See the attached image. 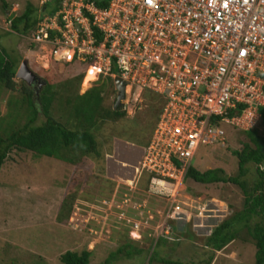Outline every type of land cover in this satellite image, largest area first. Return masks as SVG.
<instances>
[{
	"label": "rangeland",
	"instance_id": "374dc122",
	"mask_svg": "<svg viewBox=\"0 0 264 264\" xmlns=\"http://www.w3.org/2000/svg\"><path fill=\"white\" fill-rule=\"evenodd\" d=\"M4 1L8 9L3 10L0 0V44L18 58V68L26 62L39 84L35 89V83L29 85L15 76V91L0 88V135L28 121L30 112L22 103L23 83L36 91V103L44 86L53 85L55 100L50 112L63 123L75 94L102 83L103 106L113 108L117 97L113 83L101 79L91 86L90 76L84 74L80 83L75 81L81 71L53 61L48 49L32 41L33 30L24 35L11 31L6 17L20 16L27 4L34 7L37 17L43 0ZM128 92L126 88L121 107L124 116L100 124L96 134L100 159L86 157L72 166L29 151L9 153L0 172V264H62L60 257L67 251H89V264H148L152 250L159 251L161 258L183 264L206 258L207 251H211L204 246L206 238L217 225L242 209L244 196L231 184L201 185L186 179L178 187L174 205L179 210L175 219L168 220L172 224L173 219L174 226H169L170 236L165 238L169 227L163 228V220L171 200L146 193L139 185L142 174L135 171L151 137L157 110L143 93L135 100L136 96ZM43 120L40 114L37 124ZM255 129L264 136V126L259 124ZM222 130V144L217 141L197 152L192 161L196 170L222 169L226 176L237 174L232 151L240 150L246 137L230 124H223ZM249 169L248 180L253 183L255 168L250 165ZM127 208L125 215L130 213L132 219L139 217L142 222L138 230H132L120 215ZM140 210L147 211L142 218ZM120 247L141 252L130 259L120 255L107 262ZM255 251L253 240L243 231L215 253L212 264H255Z\"/></svg>",
	"mask_w": 264,
	"mask_h": 264
},
{
	"label": "built area",
	"instance_id": "2783aa9c",
	"mask_svg": "<svg viewBox=\"0 0 264 264\" xmlns=\"http://www.w3.org/2000/svg\"><path fill=\"white\" fill-rule=\"evenodd\" d=\"M32 41L58 63L86 62L91 86L119 78L135 100L144 91L163 98L135 169L150 176L146 193L171 200L163 228L177 216V190L199 149L223 141V124L249 131L260 123L264 0H109L105 8L62 0L38 18ZM123 212L138 230L139 217Z\"/></svg>",
	"mask_w": 264,
	"mask_h": 264
},
{
	"label": "trees",
	"instance_id": "16d2710c",
	"mask_svg": "<svg viewBox=\"0 0 264 264\" xmlns=\"http://www.w3.org/2000/svg\"><path fill=\"white\" fill-rule=\"evenodd\" d=\"M1 1L3 10L7 11V3L4 0ZM91 1L100 8H105L109 2V0ZM61 2L62 0H51L44 3L37 17L36 10L31 4H27L25 11L20 16L6 17L5 13L4 15L10 24L11 31L24 35L34 29L38 18L53 15L58 11ZM63 65H69L81 71L82 75L75 77V81L80 83L83 74H85L87 63L74 60L72 63ZM17 69L18 58L0 44V88L10 92L16 90L14 79ZM106 80L111 82L112 85L113 82L109 78ZM104 88L105 83H102L81 95L76 93L66 122L63 123L52 117L50 112L55 100L54 86L46 84L36 97V103L35 92L23 83L21 92L24 97L22 103L27 106L26 109L30 112L28 114L30 116L21 128L11 126L12 128L10 127L8 132L5 131L4 135H0V172L12 150L29 151L36 156L53 158L64 165L72 166H75L86 157L100 159L102 152L96 138L100 124L106 121L105 119L109 118L114 121L124 116L121 107L114 108L113 106V108L106 109L103 106ZM143 94L154 102L152 108L155 111L157 110L156 124L165 102L162 97L149 91H144ZM259 113L261 115L259 124L264 126V107L259 108ZM40 114L45 120L37 124ZM243 134L246 141L242 143V148L232 151V155L237 160L236 175L226 176L222 169L200 172L194 167H190L186 173L184 181L187 179L201 185L231 184L238 187L244 196L242 209L217 225L206 238L204 246L208 250L211 249V251H207L206 258L198 261L193 260L186 264H212L215 253L222 251L235 241L243 231L253 240L256 249L255 264H264V168H262L264 166V136L259 135L257 129L243 131ZM148 143L149 141L145 146ZM250 165L255 168L256 178L253 183L248 180ZM149 179L150 176L144 172L139 180V185L143 186L145 191ZM117 200H120V196H117ZM63 208L64 204L61 210ZM58 219L63 220L64 217ZM171 223L169 222L170 225L174 226L173 220ZM160 239V242L164 241L162 238L158 240ZM140 252L138 250L126 251V247H120L109 256L107 262L115 260L120 255L130 259L134 254ZM89 258V251L80 253L67 251L61 255L60 262L62 264H89ZM154 261H159L161 264H183L180 261L161 258L159 251L152 250L148 258V264H153Z\"/></svg>",
	"mask_w": 264,
	"mask_h": 264
},
{
	"label": "water",
	"instance_id": "95a60500",
	"mask_svg": "<svg viewBox=\"0 0 264 264\" xmlns=\"http://www.w3.org/2000/svg\"><path fill=\"white\" fill-rule=\"evenodd\" d=\"M16 76L26 81L29 85H32L37 80L36 75H34V73H32L28 69L26 62H22V64L18 68ZM113 83H114L115 90L117 92V97L114 103V108H118L122 105V101H124L126 97V94H125L126 85L119 78L114 79Z\"/></svg>",
	"mask_w": 264,
	"mask_h": 264
},
{
	"label": "flooded vegetation",
	"instance_id": "af4514ba",
	"mask_svg": "<svg viewBox=\"0 0 264 264\" xmlns=\"http://www.w3.org/2000/svg\"><path fill=\"white\" fill-rule=\"evenodd\" d=\"M37 77V76H36ZM37 80H38V78H37ZM37 80L34 82L35 83V85H34V87H35V89H36V87H37V85L39 84V82H37ZM33 83V84H34ZM34 91V90H33ZM34 92H36V91H34Z\"/></svg>",
	"mask_w": 264,
	"mask_h": 264
}]
</instances>
